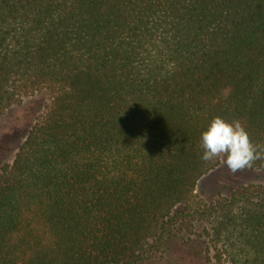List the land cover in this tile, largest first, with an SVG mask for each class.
<instances>
[{
  "label": "trees",
  "instance_id": "16d2710c",
  "mask_svg": "<svg viewBox=\"0 0 264 264\" xmlns=\"http://www.w3.org/2000/svg\"><path fill=\"white\" fill-rule=\"evenodd\" d=\"M38 93L0 264H264V184L195 195L215 117L264 172V0H0V115Z\"/></svg>",
  "mask_w": 264,
  "mask_h": 264
},
{
  "label": "rangeland",
  "instance_id": "374dc122",
  "mask_svg": "<svg viewBox=\"0 0 264 264\" xmlns=\"http://www.w3.org/2000/svg\"><path fill=\"white\" fill-rule=\"evenodd\" d=\"M46 102V94L38 93L32 97L22 99L6 114L0 115V166L11 163L19 145L25 140L28 130L38 118ZM224 156H220V165L199 180L195 195L198 199L211 202L217 195H227L238 186L249 184H264V172L259 170L241 169L235 173L228 170L224 163ZM206 225H197L201 232ZM171 253L186 255L187 249L181 240L170 243ZM151 264H164L156 261Z\"/></svg>",
  "mask_w": 264,
  "mask_h": 264
},
{
  "label": "clouds",
  "instance_id": "9594fccd",
  "mask_svg": "<svg viewBox=\"0 0 264 264\" xmlns=\"http://www.w3.org/2000/svg\"><path fill=\"white\" fill-rule=\"evenodd\" d=\"M201 147L203 161L223 154L225 166L232 173L251 167L260 155L238 122L229 123L220 117L213 118L201 133Z\"/></svg>",
  "mask_w": 264,
  "mask_h": 264
}]
</instances>
